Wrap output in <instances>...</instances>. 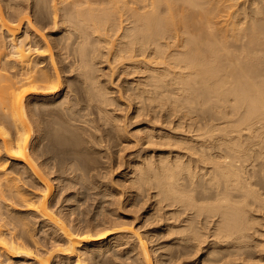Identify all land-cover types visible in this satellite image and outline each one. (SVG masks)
Instances as JSON below:
<instances>
[{
	"label": "bare ground",
	"instance_id": "obj_1",
	"mask_svg": "<svg viewBox=\"0 0 264 264\" xmlns=\"http://www.w3.org/2000/svg\"><path fill=\"white\" fill-rule=\"evenodd\" d=\"M64 1H31L66 25L50 40L21 2L0 18V264L121 245L140 264H264V0ZM69 184L80 203L97 190L145 208L142 222L68 223L50 201Z\"/></svg>",
	"mask_w": 264,
	"mask_h": 264
},
{
	"label": "rangeland",
	"instance_id": "obj_2",
	"mask_svg": "<svg viewBox=\"0 0 264 264\" xmlns=\"http://www.w3.org/2000/svg\"><path fill=\"white\" fill-rule=\"evenodd\" d=\"M33 2V0H11L10 2H12V3H20V4H22L23 6H24V8L26 9V11H28V14L30 15V17L33 19V25L36 27V28H40V30H39V32H40V34L42 35V37L44 36V38H46V40H50L51 38H53V36H55L56 34H55V32L56 33H60V34H62V32H64V28L63 27H65L66 25L65 24H62V26H55L54 24H52L51 23V21L50 22H47V21H49V20H52V19H49V20H46L47 18H43L44 19V21H43V19L41 18H37V16H36V18L37 19H40V21L38 22L37 20H36V18H35V15H34V10L32 9L33 7H32V2ZM59 1V0H58ZM61 1H64V0H61ZM69 1H71V2H69ZM164 1V0H163ZM162 1V2H163ZM170 0H167V1H164L165 3H162L161 4V6H163V7H165V8H167V3H168V5H169V3L170 4H173V3H171V2H169ZM176 1V0H175ZM174 1V3H175V5L176 4H179L178 2L179 1H181V3L184 1V0H177L178 2L176 3ZM8 0H0V18H3V19H5V20H7L10 24H13L14 23V21H13V18H14V12H13V9H10V8H8L7 6V3H10ZM65 2V3H64ZM64 2H62L63 3V5H71V4H80L79 6L78 5H76V7L78 8V9H81L82 11H86L87 9H89V7L91 8V7H94V8H96V7H100L101 5H103L104 6V4H100V5H94L93 3H72L73 2V0H65ZM151 2V0H146V1H144L142 4L143 5H145V4H149ZM185 2V1H184ZM183 2V3H184ZM179 4L180 5V7L181 8H178V9H182V6H184V5H182V4ZM92 4V5H91ZM87 5H89V7L87 6ZM182 5V6H181ZM102 6V7H103ZM118 6H120L119 4H118ZM80 7V8H79ZM81 7H83V8H81ZM84 8H86V9H84ZM93 8V9H94ZM84 9V10H83ZM92 9V10H93ZM46 25V24H48V25H46L47 26V28L46 27H43L44 26V24ZM53 25V26H52ZM42 26V27H41ZM49 26V27H48ZM54 27V28H53ZM44 28V29H43ZM42 29V30H41ZM60 31V32H59ZM1 32V31H0ZM55 34V35H54ZM5 36V35H4ZM51 36V37H50ZM41 38V37H40ZM43 39V38H42ZM51 46H53V42L52 41H49L48 42ZM11 47H9L8 49H10ZM53 48V47H52ZM53 51L56 53V48H53ZM56 56V54L54 55V57ZM56 59H57V57H55ZM56 65L57 66H60L58 63H57V61H56ZM59 68V67H58ZM58 70H60V68L58 69ZM1 72H3V73H6L7 71H5V70H2L1 69ZM63 74V73H62ZM77 85V84H76ZM76 141H75V144L76 145H79V144H81V145H83V138H84V136H83V132H82V130L81 129H77V131H76ZM79 142V143H78ZM137 148V147H136ZM135 148V149H136ZM117 149V148H116ZM134 149V147H133V149H128L127 151H125V153L124 154H126L125 155V158H129L128 156H127V153H128V151L130 150V151H132V150H135ZM127 152V153H126ZM93 156V157H92ZM131 156H134V155H131ZM82 158V159H81ZM96 160L97 161V156H95L92 152H90L89 150H86L84 153H83V155L80 157V162L81 163H83V164H85V165H88V164H90V162L92 161L93 162V160ZM39 161H40V159H38ZM37 160V161H38ZM94 160V161H95ZM38 161V162H39ZM86 161V162H85ZM87 163V164H86ZM94 163V162H93ZM121 167H119V169L118 168H116V170H117V172H115V170H114V172H113V176H112V178H114L115 180H117L118 178L117 177H119V174H120V171H121ZM52 175V174H51ZM54 175H56V173H54ZM55 182H56V180H55ZM56 184V183H55ZM57 185V184H56ZM75 185H76V188H75ZM78 184H69V186L68 187H62L61 185L60 186H56L57 188H56V194H55V196L53 197V198H51L52 199V201H50V202H52V204H53V208H56V210H57V208H58V210H57V212H63L62 214H65L66 215V212H69V213H71L72 212V214L73 215H71L70 214V216L68 215V218H70L72 221L70 222L69 220H67L68 221V223H70V224H77V225H79V223L81 224L80 226H82L84 223V225H83V227H85V225H86V228L85 229H89V228H94V227H97V229L96 228H94L95 230V232H96V230H99V226L98 225H100V227H103V221H104V219L106 218V217H110V215H111V217H113V218H115V217H119V216H121L120 214H122V215H124L125 216V219H127V220H132L133 218H134V216L135 215H139V214H141V215H139L140 217H137V216H135V217H137V219H136V222L137 221H141L142 222V214H144V212L142 213V211H144V209L145 208H143V209H139V210H137L136 212L137 213H135L134 211H133V209L132 208H134V207H130L131 205H129L127 202L126 203H121L122 205H120V204H117V203H115V200L116 201H121V200H119L118 199V197H116L115 199L111 196V195H104V194H102V193H98V194H96L95 193V191H97V190H89V196L86 198V199H84L83 201L81 200V203L80 202H77V201H75L74 199H73V196L72 195H79V196H81L80 195V193L83 191V189H81L79 186L80 185H78ZM72 186V187H71ZM74 186V187H73ZM61 187V188H60ZM70 188V189H69ZM65 189V190H64ZM81 189V190H80ZM60 190V191H59ZM80 191V192H79ZM75 192H77V193H79V194H74ZM61 193H62V195H61ZM92 194H93V197H92ZM94 195H96L95 197H94ZM98 196V197H97ZM56 197V198H55ZM120 197L121 198H123L124 197V195H120ZM90 198V199H89ZM107 198V199H106ZM66 199V200H65ZM97 199V200H96ZM109 199V200H108ZM118 199V200H117ZM124 199V198H123ZM58 200V201H57ZM70 200V201H69ZM90 200V201H89ZM95 200V201H94ZM103 200H104V202H103ZM110 200H111V202H110ZM114 200V201H113ZM86 201V202H85ZM107 201V202H106ZM54 202V203H53ZM60 202V203H59ZM75 202V203H74ZM112 202H114V204L112 203ZM99 203H100V206H99ZM76 204V205H75ZM80 204V205H79ZM105 204V205H104ZM110 204V205H109ZM56 205V206H55ZM63 205V206H62ZM73 205V206H72ZM79 206V208H78V206ZM125 205V206H124ZM149 205V204H148ZM70 206H72V207H70ZM115 208H114V207ZM123 206V207H122ZM107 207V208H106ZM128 207H129V209H128ZM74 208V209H73ZM76 208V209H75ZM121 208V209H120ZM139 208V207H138ZM137 207H136V209H138ZM72 209V210H71ZM109 209H111V210H114V211H111V210H109ZM119 209V210H118ZM132 209V211H130ZM135 208H134V210H136ZM116 210H118V211H116ZM75 211V213H73ZM110 211V212H109ZM88 212V213H87ZM132 212H134V213H132ZM81 213V214H80ZM100 213H102V215H100ZM118 215H117V214ZM80 214V215H79ZM98 214V215H97ZM104 214H105V216H104ZM107 214V215H106ZM82 215V216H81ZM79 216V217H78ZM94 216V217H93ZM83 217V218H82ZM97 217V218H96ZM73 218V219H72ZM77 218V219H76ZM86 218V219H85ZM90 218V219H89ZM140 218V219H139ZM32 219L33 220H35V227H36V231H38V233H37V238H39V240L41 241V243H44L43 245H46V246H44V247H46V249H48V248H52L53 247V245H54V242H55V244H58L59 242H58V234H59V232H56V233H54L53 234V237H55L54 239H52V240H54L53 242H52V240L50 239V238H53L52 236H50V234H51V232H52V230L54 231L55 229H56V226L54 225V224H51V223H46V224H48L47 225V227L48 228H44V227H42V226H45V225H43V224H41V226H40V223H42V221H40L39 219H35V218H33L32 217ZM91 219H92V221H91ZM95 219H96V221H95ZM88 220H90V221H88ZM99 220V221H98ZM103 220V221H102ZM39 221V222H38ZM87 221V222H86ZM100 221H102V222H100ZM37 222H38V224H37ZM88 223H90V224H88ZM51 224V225H50ZM94 224V225H93ZM141 223H138V225H140ZM156 224V223H155ZM154 223H151V224H149V226L147 227V228H145V229H149V228H152V227H154V226H156ZM89 225V227H87ZM137 225V226H138ZM54 226V227H53ZM94 226V227H93ZM152 226V227H151ZM46 227V226H45ZM37 228H38V230H37ZM44 228V229H43ZM45 229H46V231H45ZM47 229H48V232H47ZM100 229H102V228H100ZM41 230V231H40ZM58 229H56V231H57ZM43 231V232H42ZM45 231V232H44ZM143 231V230H142ZM50 233V234H49ZM39 234V235H38ZM56 235H57V238H56ZM46 237V238H45ZM48 237H50V238H48ZM41 238V239H40ZM55 239H57V241L55 240ZM51 240V241H50ZM51 242H52V247H51ZM47 243V244H46ZM154 241L152 242H150L149 243V248H153L154 247ZM48 246V247H47ZM120 248H122V249H120ZM120 248H119V246H111V248L109 247V248H106L105 249V251H106V253H105V255H102V254H96V252H90V254H88V253H85L84 255H82L83 257H82V259H81V261L80 262H78V264H140V263H138V261H137V259H135L137 256L135 255V252H129L128 251V245L127 246H125V245H121L120 246ZM127 249V250H126ZM49 250V249H48ZM104 251V252H105ZM128 251V252H127ZM96 254V256H93V255H95ZM97 253H99V252H97ZM128 253V254H127ZM93 254V255H92ZM104 254V253H103ZM133 254H134V256H133ZM44 258L46 259V258H50V260H51V262L49 263V264H76L75 263V258L76 257H74V260H73V258H71V259H67V257H66V255H64L61 251H57V250H52V251H50V252H45L44 254ZM91 255V256H90ZM156 257V255H153L152 256V260H154L155 259V257ZM102 257H103V260H102ZM24 258V257H23ZM60 258V259H59ZM87 258V259H86ZM89 258V259H88ZM95 258V259H94ZM108 258V259H107ZM86 259V260H85ZM94 259V260H93ZM16 261L17 260H19V261H21V260H23L22 258H17V259H15ZM76 260H77V258H76ZM96 260V261H95ZM107 260V261H106ZM58 261V262H57ZM68 261V262H67ZM100 261H102V262H100ZM104 261V262H103ZM110 261V262H109ZM111 261H113V262H111ZM73 262V263H72ZM107 262V263H106ZM154 264H159V263H157V262H155ZM176 264V263H175ZM178 264V263H177Z\"/></svg>",
	"mask_w": 264,
	"mask_h": 264
}]
</instances>
